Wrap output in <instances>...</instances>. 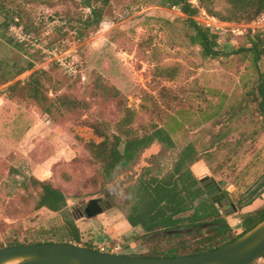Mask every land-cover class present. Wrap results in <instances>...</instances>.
Wrapping results in <instances>:
<instances>
[{
    "label": "rangeland",
    "instance_id": "374dc122",
    "mask_svg": "<svg viewBox=\"0 0 264 264\" xmlns=\"http://www.w3.org/2000/svg\"><path fill=\"white\" fill-rule=\"evenodd\" d=\"M210 6L225 14L223 0H211ZM25 10L35 29L25 33L21 26H11L9 36L23 43L22 50L0 37V61L34 62L33 70L53 77L46 83L48 98L65 95L78 107L61 105L46 113L49 102L38 104L22 88L32 70L0 83V244L31 240L40 230L62 223L58 213L35 208L37 189L18 186L30 176L63 191L83 242L126 255L147 251L140 230L130 228L124 218L126 190L145 166L168 168L178 150L193 143L202 153L192 167L198 178H214L234 204L237 193H246L264 177V120L256 110L250 54L203 57L189 39L185 15L161 0H110L100 27L82 39L67 30L64 19L65 14L88 13L80 0L53 6L29 3ZM260 18L224 21L201 8L196 19L236 49L248 46L250 35L264 36ZM260 68L264 71V55ZM15 81L19 85L13 94L6 91ZM128 111L138 133L163 127L176 148L157 144L145 150L103 185L85 146L102 137L87 122H104L113 129ZM93 198H100L103 212L85 217L81 213ZM228 216L241 231L239 216ZM252 264L264 261L256 258Z\"/></svg>",
    "mask_w": 264,
    "mask_h": 264
},
{
    "label": "trees",
    "instance_id": "16d2710c",
    "mask_svg": "<svg viewBox=\"0 0 264 264\" xmlns=\"http://www.w3.org/2000/svg\"><path fill=\"white\" fill-rule=\"evenodd\" d=\"M56 1L65 4L73 0H0V37L8 45L22 50L23 43L14 41L8 32L13 25L21 26L25 33L35 29L32 23H28L30 18L25 5L37 3L53 6ZM197 1L198 4H194L192 0H161V5L176 7L185 15L191 31L189 39L192 44L199 46L203 57L215 59L240 54L252 56L256 70L254 87L256 110L264 120V71L260 68V61L264 55V36L260 33L250 35L248 46L235 49L229 43H225L219 33L212 32L196 19L202 8L224 21L250 22L264 14V0H223L225 14L215 11L210 6L211 0ZM109 2L110 0H80L81 7L89 11L85 15L65 14L67 30L73 31L78 39L96 31L100 27ZM33 67L32 61L25 65L5 64L0 61V83L6 84L18 75L32 70L22 88L27 96L38 104L45 105L49 102L45 108L46 113H51L53 107L57 109L61 105L67 110L78 107L74 100L65 95L58 96L57 99L48 98L46 83L53 80V77L48 71L33 70ZM18 85L19 82L15 81L7 86L6 91L13 94ZM128 112L115 123L113 129L104 122L96 120L87 122L102 137L100 142L89 141L85 146L97 166L103 185L110 183L118 172L129 168L145 150L157 144L167 150L176 148L171 134L163 127L153 125L150 130L138 133L131 126L132 113ZM201 155L193 143H187L178 150L168 168L145 166L134 184L127 188L128 202L124 218L130 228L140 230L139 237L145 239L147 246L144 254L127 255L170 257L204 253L235 240L264 219V202L253 211L242 212L245 207L262 197L264 177L260 178L254 187L246 190V193H237L235 213L239 216L242 227L241 231H237L234 225L230 224L228 215L223 213L207 195L192 168L202 159ZM18 186L25 191L29 188L37 189L39 193L35 208H45L58 213L62 223L58 227L40 230L31 240L14 239L7 245L56 241L80 244L101 251L99 247L83 242L82 232L76 224L74 215L66 209L67 198L61 189L34 176L19 181ZM3 246L5 245L0 244V247ZM257 259L264 261V251ZM252 263L253 261L249 264Z\"/></svg>",
    "mask_w": 264,
    "mask_h": 264
},
{
    "label": "water",
    "instance_id": "95a60500",
    "mask_svg": "<svg viewBox=\"0 0 264 264\" xmlns=\"http://www.w3.org/2000/svg\"><path fill=\"white\" fill-rule=\"evenodd\" d=\"M206 179L208 177H205ZM204 186L207 195L220 207L229 205L225 214L237 208L227 190L214 178ZM103 212L100 198H93L81 213L92 217ZM264 251V219L235 240L204 253L187 256L144 257L107 253L74 243L41 242L0 247V264H249Z\"/></svg>",
    "mask_w": 264,
    "mask_h": 264
},
{
    "label": "crops",
    "instance_id": "0c3cea01",
    "mask_svg": "<svg viewBox=\"0 0 264 264\" xmlns=\"http://www.w3.org/2000/svg\"><path fill=\"white\" fill-rule=\"evenodd\" d=\"M260 200V201H259ZM259 201V202H258ZM263 202H264V200L262 199V198H259V199H256L251 205H249V206H247V207H245V208H251L250 209V211H253L254 209H256L257 207H259L260 205H262L263 204ZM244 208V209H245ZM244 209L242 210V212L244 211ZM236 214V213H235ZM233 216V215H232ZM232 216H228V220H229V222H230V218L232 217ZM238 221H239V219H238ZM235 223L236 222H234V224H232L231 222H230V224L231 225H235ZM101 249V248H100Z\"/></svg>",
    "mask_w": 264,
    "mask_h": 264
},
{
    "label": "flooded vegetation",
    "instance_id": "af4514ba",
    "mask_svg": "<svg viewBox=\"0 0 264 264\" xmlns=\"http://www.w3.org/2000/svg\"><path fill=\"white\" fill-rule=\"evenodd\" d=\"M203 180H204V183H205L207 188H211L213 186L212 184H210L209 178H207V179L203 178ZM216 204H217V206H219L218 203H216ZM223 207L225 208L224 210H226L227 208H229V205H226V206H223Z\"/></svg>",
    "mask_w": 264,
    "mask_h": 264
},
{
    "label": "built area",
    "instance_id": "2783aa9c",
    "mask_svg": "<svg viewBox=\"0 0 264 264\" xmlns=\"http://www.w3.org/2000/svg\"><path fill=\"white\" fill-rule=\"evenodd\" d=\"M260 19H264V14L261 16V18ZM101 249H103V248H101Z\"/></svg>",
    "mask_w": 264,
    "mask_h": 264
}]
</instances>
